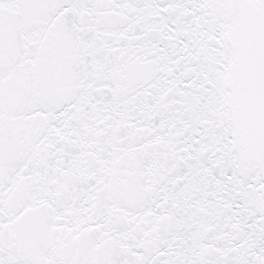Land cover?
I'll use <instances>...</instances> for the list:
<instances>
[{
  "label": "snow or ice",
  "instance_id": "1",
  "mask_svg": "<svg viewBox=\"0 0 264 264\" xmlns=\"http://www.w3.org/2000/svg\"><path fill=\"white\" fill-rule=\"evenodd\" d=\"M0 264H264V0H0Z\"/></svg>",
  "mask_w": 264,
  "mask_h": 264
}]
</instances>
